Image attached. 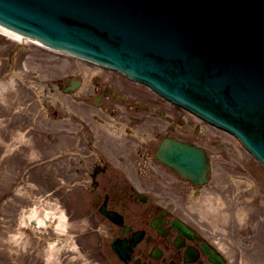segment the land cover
I'll return each instance as SVG.
<instances>
[{
	"label": "flooded vegetation",
	"instance_id": "flooded-vegetation-1",
	"mask_svg": "<svg viewBox=\"0 0 264 264\" xmlns=\"http://www.w3.org/2000/svg\"><path fill=\"white\" fill-rule=\"evenodd\" d=\"M56 84L59 109L44 105L22 128L40 149L36 176L49 178L47 189H70L74 219L89 226L93 247L101 239L102 264H239L193 215L206 185L157 156L168 138L210 153L221 147L219 134L149 86L94 62L75 60ZM51 124L54 133L46 134Z\"/></svg>",
	"mask_w": 264,
	"mask_h": 264
},
{
	"label": "water",
	"instance_id": "water-1",
	"mask_svg": "<svg viewBox=\"0 0 264 264\" xmlns=\"http://www.w3.org/2000/svg\"><path fill=\"white\" fill-rule=\"evenodd\" d=\"M0 24L146 82L264 164V0H0ZM159 156L207 180L203 150L167 141Z\"/></svg>",
	"mask_w": 264,
	"mask_h": 264
},
{
	"label": "rangeland",
	"instance_id": "rangeland-1",
	"mask_svg": "<svg viewBox=\"0 0 264 264\" xmlns=\"http://www.w3.org/2000/svg\"><path fill=\"white\" fill-rule=\"evenodd\" d=\"M74 62L67 54L0 28V264L94 263V236L83 219L71 218L70 189H47L49 178L25 171L40 152L32 142L24 144L23 120L44 104L46 112L59 109L56 79ZM54 129L47 126L46 134ZM213 131L223 146L212 152L211 184L191 206L193 215L236 262L264 264V167L238 139ZM34 206L62 211L65 230L53 223H29L26 212Z\"/></svg>",
	"mask_w": 264,
	"mask_h": 264
},
{
	"label": "bare ground",
	"instance_id": "bare-ground-1",
	"mask_svg": "<svg viewBox=\"0 0 264 264\" xmlns=\"http://www.w3.org/2000/svg\"><path fill=\"white\" fill-rule=\"evenodd\" d=\"M1 29L8 31L5 28ZM18 37H20L19 34ZM26 216L28 218L29 223L33 222V225L46 226L53 223L56 229L59 231H64L67 223L66 215L62 211H48L44 210L40 206H34L33 208L28 209L26 212Z\"/></svg>",
	"mask_w": 264,
	"mask_h": 264
}]
</instances>
